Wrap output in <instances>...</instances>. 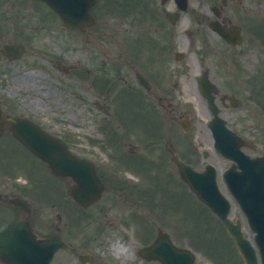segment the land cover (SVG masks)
I'll use <instances>...</instances> for the list:
<instances>
[{"label": "rangeland", "instance_id": "obj_1", "mask_svg": "<svg viewBox=\"0 0 264 264\" xmlns=\"http://www.w3.org/2000/svg\"><path fill=\"white\" fill-rule=\"evenodd\" d=\"M192 1L196 2V0ZM201 1L203 2L202 13L206 14L208 5L206 0ZM29 3V13L25 11L13 12L9 20L6 21L7 27L11 29V34L6 40L23 41L27 44L28 49L21 59L0 63L1 96L15 102L19 114L31 116L43 122L51 131L63 135L71 148L82 156L97 160L103 166L115 170L103 168L98 164L96 166L98 174H103L110 179L115 173L119 174H117L118 176L114 175V178L131 177L135 174L132 168L121 169L120 167L122 164L128 166L126 161L138 158L143 153H146L147 158L141 161V165H146L147 169L144 171L139 168L140 166H137L136 177L137 175L140 178L145 177L144 172L155 174L157 177H162L165 171L175 173L174 169L171 170L169 162L166 167L170 169L166 170V167L159 168L158 166V164H162V160L159 159L165 156L164 142L166 139H170L179 151L186 148L188 142L191 143L198 153L195 159L197 168H200L205 161L212 162L217 169L220 188L225 192L221 173L230 161L216 153L212 146V137L207 128L210 113L206 99L198 91L195 77L198 69L203 68L202 65L210 69L212 81L218 82L220 95L233 94L243 100L240 105L232 107L228 105V100H226L228 104L224 105L219 97H216V103L220 108L219 115L226 120L230 128L257 145L256 151L247 149V153L264 154V14L256 11L247 12L246 7L254 6L250 1L245 5L235 3L233 6L235 13L233 22L240 27L244 34H252H248L242 43L229 45V50L224 51L221 37L204 24L198 26L200 31H195L192 39L187 38L191 45L187 51L186 59L179 62V66L171 64L172 71L178 68L177 72L182 75L179 80H175L176 84L171 82L166 83V86L168 85L167 95L172 101L175 114L188 116L191 129L190 132L184 133L175 122L169 120L168 115H164L166 129L162 134L159 131V124H156L159 122L154 120L155 115L154 118L144 115L146 112L143 108L149 109L150 106L142 102L144 107L140 108L132 101L136 96L133 93L124 92V88L128 87L132 90L136 88L143 94V89L137 86L134 80V71L141 66L148 75L152 76V80L159 79L153 78V74L156 73L150 62V52L146 49L147 47L139 48L136 45L135 35L132 39V35L135 34L134 19L130 16H118L117 1L112 0L111 4L114 8L104 9V11H108L104 14H102L103 10L99 4L98 10L103 16L97 19V24L87 31L73 33L65 30L62 22L57 21L56 17L48 11L45 15H40L37 3ZM258 9L264 11V5L258 6ZM50 20L52 21L50 22ZM257 35L260 42L255 37ZM144 39L143 36L142 40ZM178 43L184 44V39H178ZM180 48L183 46L181 45ZM126 49L129 50L127 55H125ZM227 53L230 54V59ZM135 56L138 59L139 67L134 65ZM51 59L74 63L75 68L73 67L71 72L63 73L52 65ZM78 68H85L93 79L81 74V71L76 70ZM215 74H219V76H214ZM171 75L173 76V73ZM99 78L101 79L99 80ZM109 82L111 85L114 84L111 93L106 87ZM96 101L99 105L95 104ZM144 102L151 103L154 109L156 107L159 113L162 112L157 105L156 98L150 97ZM127 112L131 114L132 120L125 118ZM120 124H123V128H125L123 134L120 133L122 130ZM140 124H143L144 127ZM146 128L149 130L148 133H145ZM3 138L0 140V163L3 161L17 162L20 166L17 170L20 171L19 173L25 174L27 168H31L35 177L43 175L46 188L43 190L41 188L38 194L45 200L40 198V202L34 200L33 203L37 205L40 213L43 208H46L43 216L50 224H53L55 211L58 210L55 205L50 204L46 207L44 205L49 201L59 204L56 199H61L65 205L69 202L64 187V183H69L68 179H63L64 183L57 181L49 175L41 163L39 164L19 143L12 140L9 134ZM129 144L136 145L139 151L130 154L128 152ZM7 150L8 153H6ZM121 150L128 155L125 156L126 159L122 157ZM139 152L140 155H138ZM118 154H121V159L124 160L119 159L118 162L121 161L119 165L112 162L114 161L113 156L120 157ZM152 159L157 162L151 161ZM2 164L7 170L6 165ZM2 164H0V168H3ZM125 165L124 167H126ZM8 169H10L9 166ZM11 171H14L13 168ZM21 177V182L25 183L24 176ZM126 177L123 178L127 179ZM172 180L176 186L174 193H168L171 187L167 188L168 191L165 193L163 186V192L158 194L160 196L156 200L153 199L154 195L151 192L139 194L133 191L131 193V190L120 186L117 182L109 186L112 189L106 187L100 200L102 203L100 208L92 212L98 223L93 222V226L90 224L86 230L89 224L87 223L83 230L84 233L94 235L98 225L102 227L98 236L102 245L98 250H101L103 255L98 256L96 264H101L100 262L106 264L107 258H110L109 261L111 259L118 260L120 264L122 261L131 264L128 261L132 259V255L115 256L111 245L115 241L124 243L126 246L133 244L132 251L135 252L138 241V225L132 228L129 220L127 221L126 210L129 207L134 210L133 214L139 216L138 204L134 202L137 198L147 206L146 211L140 214L142 224L147 227L146 235L153 233V221L155 224L158 222L157 225L168 231L177 244L194 250L198 263L235 264L233 258L227 259V263L225 262L227 256L223 258L224 254L228 255V252L233 254L234 250L221 224L211 215V218L206 217L209 215L202 209L195 196L175 176ZM139 181L142 182V179ZM58 195L59 197H57ZM230 216L239 218L242 221L244 233L252 238L253 233L248 227L246 218L233 199ZM117 217L121 218L122 222L121 220L120 222L116 221ZM172 223L181 228H184V224L185 228L189 229L188 232H192L196 236L201 233L202 235L198 237L199 243L192 237L190 239L181 238V233L174 227L173 232L170 225ZM203 226L205 230L202 229ZM221 232L223 233V242L215 237L217 233L221 235ZM225 244L228 245L227 250ZM232 257L237 259L238 255H232ZM57 263L79 264L74 255L70 253L56 255L54 264Z\"/></svg>", "mask_w": 264, "mask_h": 264}, {"label": "water", "instance_id": "obj_2", "mask_svg": "<svg viewBox=\"0 0 264 264\" xmlns=\"http://www.w3.org/2000/svg\"><path fill=\"white\" fill-rule=\"evenodd\" d=\"M44 1L61 15L67 27L92 22L90 9L95 0ZM212 109L214 120L210 126L216 139V148L233 159L239 168V170L234 167L227 169L224 178L232 195L243 209L250 227L255 231L254 239L264 264V157L250 158L243 154L239 150L242 141L223 127V121L216 115V107L213 106ZM2 125L9 126L13 135L46 161L54 174L71 176L76 181L72 194L81 203L85 204L98 196L101 186L96 184L93 164L79 158L62 140L51 136L26 119L0 118V127ZM173 160L178 165L181 177L226 225L246 263L255 264L254 250L243 238L240 223L237 221L234 224L226 216L230 206L216 186L215 170L207 165L205 171L197 172L176 155ZM6 232L7 230L3 228L0 230V235H5ZM24 245L28 255H1L2 259L12 264H48L52 250L51 243L44 244L43 255H37L36 248L30 242ZM146 254L157 258L162 264H191L193 259L190 251L175 247L169 239L162 236Z\"/></svg>", "mask_w": 264, "mask_h": 264}, {"label": "flooded vegetation", "instance_id": "obj_3", "mask_svg": "<svg viewBox=\"0 0 264 264\" xmlns=\"http://www.w3.org/2000/svg\"><path fill=\"white\" fill-rule=\"evenodd\" d=\"M109 1L112 0H97L95 14L99 12V4L101 10L104 11L105 5L107 7L110 3ZM249 1L252 5H260V0H237L241 5H245ZM233 2L234 0H206L208 8L207 13L204 14L201 10L203 5L201 0H196L195 3L192 0H119V11L122 15L133 17L136 45L139 48L147 47L146 49L150 52V62L156 73L153 74V78L159 79L155 81L163 84L171 76L169 73L170 64L179 63L186 58L185 51L191 45L187 38L192 37L195 31L199 30L198 26L204 24L212 31L214 21L233 22L232 14L234 12L230 11L234 6ZM23 3L24 0H0V40H6L11 34V29L7 27L6 21L9 20L13 12L20 11ZM245 9L249 10L250 8L246 7ZM215 32L218 33L216 30ZM143 35H145L144 40L141 37ZM178 39H184V44L178 43ZM4 42L14 43L15 41L8 39ZM181 45L183 48H180ZM136 56L138 57L137 53ZM136 56L135 62L139 59ZM74 66V64H69L61 67L65 71H70ZM136 72L137 69H135ZM143 76L150 83L149 88L145 91L150 95H156L157 87H154L153 90L149 77L144 74ZM214 76H219V74ZM162 98L167 97L162 96ZM14 194L12 191L10 192L11 196ZM72 212L73 209L68 207L62 214L58 213L60 217L56 226L59 230L64 229L66 238H71L74 235L73 230L68 227ZM37 216V210L31 204L19 209L0 206V225L12 220L28 221L32 224L36 222ZM55 235L68 245L67 251H69L72 242L59 236L58 232Z\"/></svg>", "mask_w": 264, "mask_h": 264}, {"label": "bare ground", "instance_id": "obj_4", "mask_svg": "<svg viewBox=\"0 0 264 264\" xmlns=\"http://www.w3.org/2000/svg\"><path fill=\"white\" fill-rule=\"evenodd\" d=\"M112 251L114 255L119 256L120 254H131V248L130 246H126L123 243H120L119 241H116L114 244L111 245Z\"/></svg>", "mask_w": 264, "mask_h": 264}]
</instances>
